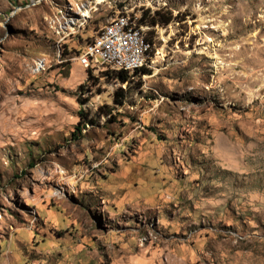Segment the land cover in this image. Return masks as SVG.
<instances>
[{"label":"rangeland","instance_id":"1","mask_svg":"<svg viewBox=\"0 0 264 264\" xmlns=\"http://www.w3.org/2000/svg\"><path fill=\"white\" fill-rule=\"evenodd\" d=\"M0 264H264V0H0Z\"/></svg>","mask_w":264,"mask_h":264},{"label":"built area","instance_id":"2","mask_svg":"<svg viewBox=\"0 0 264 264\" xmlns=\"http://www.w3.org/2000/svg\"><path fill=\"white\" fill-rule=\"evenodd\" d=\"M126 27H134L136 38L126 36ZM142 30L138 23H124L118 29H110L97 43L89 47V53L79 61L86 69L99 67L100 62L108 60L132 61L139 56L142 51L138 50L139 37Z\"/></svg>","mask_w":264,"mask_h":264},{"label":"bare ground","instance_id":"3","mask_svg":"<svg viewBox=\"0 0 264 264\" xmlns=\"http://www.w3.org/2000/svg\"><path fill=\"white\" fill-rule=\"evenodd\" d=\"M97 3H103L107 0H96ZM82 16L86 19L91 15V10L88 8L82 9ZM124 23L127 24H135L132 22L131 18L129 17H120L117 20H114L111 24H109L107 27H105L102 34H100L86 49L85 53L81 55L80 58L85 57L89 53V47L93 46L97 43V39L103 38L105 35H107V32L110 31V29H118L120 26H122ZM72 25V24H71ZM70 29L73 30V27H70ZM126 36L129 38H136V30L134 27H126ZM138 50L142 51V53L136 57V59L132 61H126V60H108L104 61L111 65H113L115 68L119 69L120 71L135 73L141 68L150 67L153 59V53H152V44L148 41L146 36L143 34V32L140 33L139 37V43H138Z\"/></svg>","mask_w":264,"mask_h":264},{"label":"trees","instance_id":"4","mask_svg":"<svg viewBox=\"0 0 264 264\" xmlns=\"http://www.w3.org/2000/svg\"><path fill=\"white\" fill-rule=\"evenodd\" d=\"M171 19H164L163 17V13L162 12H157L154 16H152V19L150 20L149 22V25L152 26V27H155L157 26L158 24H161V23H169ZM148 24L145 19L141 20L140 23L138 24V26L143 27L144 25ZM148 37H149V40L152 42V40L150 39V36H149V33H148ZM91 42V41H90ZM88 42V44L90 43ZM153 43V42H152ZM87 44V45H88ZM154 44V43H153ZM151 70L149 67H145V68H141L139 69L136 73L137 74H143V73H150ZM118 79L121 81V82H126L130 79V76L127 72L123 71V72H119L118 73ZM120 97V99H118V102L122 103L123 99L125 98V94H124V90L121 89L120 91H118L116 93V98ZM112 112H108L107 114H111ZM80 115H81V121H84L85 123H89V122H92V120H89L85 115H84V112L83 110L80 111Z\"/></svg>","mask_w":264,"mask_h":264}]
</instances>
